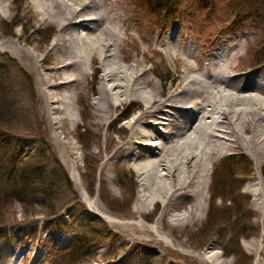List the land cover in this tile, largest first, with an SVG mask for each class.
Returning <instances> with one entry per match:
<instances>
[{
  "label": "bare ground",
  "instance_id": "bare-ground-1",
  "mask_svg": "<svg viewBox=\"0 0 264 264\" xmlns=\"http://www.w3.org/2000/svg\"><path fill=\"white\" fill-rule=\"evenodd\" d=\"M25 1L0 0V18L13 11L9 27L17 23L24 28L21 32L5 31L4 36L16 40L2 39L0 51L9 52L35 74L39 110L58 115L59 133L69 134L70 125H76L71 117L76 98L88 86L94 95L89 103L94 109V124L122 132V139L101 160L98 173L110 184L111 173H116L115 177L128 175L133 188L137 183L130 217L134 219L109 216V210L98 202L97 190L94 197L81 193L87 206L105 218L115 232L157 249L173 245L162 229L202 219L212 164L234 151L251 156L258 169L245 188L256 191L264 216V82L257 76L236 75L234 65L242 56V44L227 39L201 64L195 62L198 57L189 46L177 49V42L163 34L155 40L145 33L146 46L138 44L136 36L142 37L139 28L143 23L139 14L156 22L174 17L167 15L168 11H153L148 0H30L23 8ZM44 27L50 31L40 43L47 44L31 46L36 40L25 33ZM154 54L174 64L180 74L176 83L168 84L166 76L160 77L147 65L156 64ZM2 56L16 64L7 54ZM90 71L93 80L88 83ZM155 75L161 79L156 81ZM25 79L33 92L30 78L26 75ZM126 104L139 112H120ZM108 132L105 141L110 140ZM70 167L71 179L79 185L75 165ZM158 205V216L148 224L151 209ZM136 216L141 219L137 221ZM97 220L94 217L92 223ZM262 230L264 235V226ZM261 242L258 239L253 247H245L255 254L253 264H259L256 257ZM214 245L193 257L189 251L179 250L202 264H228L216 263L220 255L212 252ZM16 258L12 255L8 264H14Z\"/></svg>",
  "mask_w": 264,
  "mask_h": 264
},
{
  "label": "rangeland",
  "instance_id": "rangeland-1",
  "mask_svg": "<svg viewBox=\"0 0 264 264\" xmlns=\"http://www.w3.org/2000/svg\"><path fill=\"white\" fill-rule=\"evenodd\" d=\"M29 1L26 0L22 7L25 8ZM173 2L176 4V14L171 20L162 22L161 19L157 23L146 15H138L140 23L143 22L139 28L142 37L136 36L139 45L146 46L143 43L145 33L155 40L163 34L165 39L169 37L170 41L177 42V49L189 46L198 57L195 62L205 64L219 45L227 39L235 40L243 46L242 56L234 65L236 75L244 78L253 75L264 82V63L259 66L253 64L258 52L262 54L261 59L264 57V29L259 26L264 21V0ZM205 2L209 4L207 7ZM167 8L162 7L161 13ZM12 15L13 11L9 10L6 16L0 18V42L2 39L8 42L16 40L4 36L5 31L13 29L21 32L24 29L17 23L9 27ZM48 31L46 27L30 30L25 36L35 38L31 46L38 44L42 48L47 43L42 45L40 41ZM4 54L15 60L16 64L7 67L4 64L2 70L1 63L8 59L2 56ZM153 58L156 64L147 65L155 69L160 77L166 76L168 84L176 83L180 74L174 64L164 62L160 54H154ZM90 73L88 83L93 80ZM25 74L34 85L32 91L34 89L35 93L28 90ZM154 78L156 81L161 79L156 75ZM37 87L33 72L26 70L9 52L0 51V109L23 120L12 134L22 138L24 156L38 166L40 174L48 176L49 181L48 185L46 182L47 197L42 196L40 201L44 202L43 205L24 207L13 202L10 208L0 212V222L3 223L0 224V264H8L12 255L17 256L14 264H202L198 259L184 255L179 248L189 251L193 257L197 253L203 254L206 247L213 243L216 248L212 252L220 255L216 263L253 264L255 254L245 247H251V244L253 247L258 239L262 242L256 261L264 264V216L258 207L256 191L245 188V184L258 173L251 156L234 151L214 161L202 219L181 227L164 226L161 233L173 241V245L157 249L143 241L138 242L131 235L115 232L107 220L94 213L82 199V192L94 197L97 190L98 197H101L98 202L109 210V216L114 215L116 219L118 217L125 221L134 219L130 217L133 215L137 183L133 188L128 175L115 177L116 173L109 174L111 184L99 177L101 160L109 155L113 144L122 139V132L115 129L110 132L94 124V109L89 104L94 97L91 89L84 86L76 98L71 112L76 125H70L69 134L65 135L59 133L61 122H57L58 115L39 110ZM123 110L139 112L127 104L122 105L119 111ZM23 123L32 124L33 127L27 129ZM105 132L109 133V141L104 140ZM72 164L75 165L79 185L71 179ZM261 177H264V173ZM213 188L219 194L214 198ZM159 209L160 205L151 209L148 224L158 216ZM50 211H54L53 214ZM94 217L98 219L96 223H92ZM145 217L143 214L142 219L147 223ZM136 218L137 221L141 219ZM209 264L214 262L210 261Z\"/></svg>",
  "mask_w": 264,
  "mask_h": 264
},
{
  "label": "trees",
  "instance_id": "trees-1",
  "mask_svg": "<svg viewBox=\"0 0 264 264\" xmlns=\"http://www.w3.org/2000/svg\"><path fill=\"white\" fill-rule=\"evenodd\" d=\"M148 1L151 2L152 10L155 12L161 13L162 7L167 6L168 10H165L168 11L167 15H170L171 13L176 14V4H174L173 0ZM205 4V7L209 5L206 2ZM259 26L264 29V21L259 23ZM258 54L253 59V64L255 66L264 63V57L261 59L262 54L259 52ZM4 64H6V67L11 65L8 59L5 60V63H1L2 70ZM1 104L2 103L0 102V105ZM3 110L0 109V212L10 208V205L13 202H18L24 207L27 205H43L44 202L40 201L42 196L47 197L46 182H48V185V176L40 174L41 171L39 172L38 166L33 165L31 163L32 161L24 156L23 148L25 145L22 142V138L12 134V132L16 130L18 124L23 122V120L18 118L17 115H10ZM23 124L27 129L33 127L32 124ZM31 166H33V168H30ZM214 188L212 190V198L219 195L218 193H215V190L217 192V189ZM50 212L53 214L54 211ZM93 221L94 219L92 222Z\"/></svg>",
  "mask_w": 264,
  "mask_h": 264
}]
</instances>
